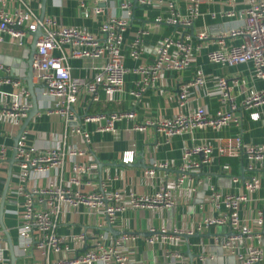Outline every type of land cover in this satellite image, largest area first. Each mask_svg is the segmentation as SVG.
<instances>
[{"label": "crops", "instance_id": "crops-1", "mask_svg": "<svg viewBox=\"0 0 264 264\" xmlns=\"http://www.w3.org/2000/svg\"><path fill=\"white\" fill-rule=\"evenodd\" d=\"M7 1L10 10L17 7L15 0ZM151 1L156 5L142 6L138 0H108L104 5L105 12L101 15L92 14L91 0H47L45 12L42 0H34L31 5L39 18L45 14L44 19L54 18L62 26L86 30L91 34L99 35L101 25L110 17H122L121 6L124 2L133 4L130 24L123 35L122 53L125 56V68L128 73L125 76L122 92L116 95L113 103H109L101 91L100 101L93 105H89L88 97L83 94L75 106V110L81 116L87 113L108 114L117 111H134L136 117L131 121L117 122L115 132H99L98 125L88 124L86 130L91 135V142L89 145L77 144L87 153L86 156L78 158V162L88 163L93 159L97 167L94 184L99 188V191L102 190L101 187H104L103 191L107 192L121 191L123 194L135 193L152 196L158 192L161 185L169 183L176 199V206L172 209L127 210L117 214V218L112 224L113 233L105 230L109 227L105 216L91 214L84 206L73 208L65 205L62 207L57 234L60 237L71 239L72 236L86 235L87 242L83 246L79 245L77 241L70 240L68 242V246L73 249V252L68 255L70 258H74L77 253L83 254L89 250L96 238L104 236L106 244L110 245L124 233H132L137 236V240L132 244L131 252L135 264H181L170 257L171 253L177 251L183 253L185 264H236V258L224 250L221 245L222 240L233 234V230L228 225L207 227L204 221L207 218L219 217L227 213L222 202L219 210L209 203L211 186H214L222 194H240L244 192V181L252 175L247 169L248 162L243 157L236 158L241 161L237 174L225 172L221 164L224 157L220 156L218 145L220 139L238 136H241L245 145L264 144V107L260 110L250 111L242 107L249 91H264V80L256 77V68L252 62L236 66L212 64L208 61V53L219 48L215 43L217 36L227 33L240 23L238 15L247 8L248 0H236L234 4H231L229 0L204 3L200 7L199 17L193 20L191 27H178L167 23L154 26L142 38V56L139 60H134L130 56L131 45L143 29L148 30L145 26L155 25V20L159 18L163 21L172 18V13L166 4L159 5L158 0ZM165 1L175 2L176 12L183 19L190 18L189 0ZM82 3L86 8H82ZM231 11L235 12L236 16L227 17L226 15ZM85 12H88L90 16L86 17ZM201 33H205L208 38L200 40L198 36ZM35 35L26 37L20 46L18 42L11 40L9 35L0 34V67L5 70H0V77L5 78L8 75L11 79L19 81L22 86L16 88L12 85H3L1 91L14 95L20 94L22 89L29 91L25 78L28 74V63L32 56ZM187 36L191 38L190 45L195 54L189 66L180 72H164L161 79L155 85L147 88L140 100H136L132 93L136 89V84L142 79V76L136 71L142 66L153 64L156 59L155 50L165 39H182ZM223 42L227 46H238L242 43V39L226 38ZM70 66L71 75L76 79L91 80L96 72L93 62L89 60H70ZM198 68H201L205 74L206 86L201 89L189 88L190 101L186 109L182 110L179 106V89L183 84L192 81ZM218 78H225L233 87V96L238 105L234 115L241 118L240 126L231 125L219 132L212 129L195 130L192 134L177 135L170 139L165 134L158 132L156 128L150 127L145 132L134 129L136 125L148 120H170L180 113H192L199 107H204L210 115L228 110V107L221 103L220 97L216 94ZM36 95L40 113L31 120L24 133H26L29 147L49 149L54 147L67 133L66 125L59 115H50L46 112L50 101L42 95L37 87ZM27 103L32 109L31 94ZM255 112L260 113L261 117L258 121L251 118ZM23 124L19 128H14L0 119V145H5L8 148V162L14 155L15 139ZM69 143H73V141L69 140ZM202 144L214 146L215 152L211 164L204 166L200 173L190 176L181 185H178L184 148ZM127 152H134V164L122 163L124 154ZM8 162L0 166V213L8 183ZM153 162L167 163L170 167L158 169L155 176L150 177L146 171ZM18 170L16 162L6 195L2 223H0V248L3 250V261H0V264H12L6 233L11 237L14 245L17 258L15 264L43 263L45 259L36 247L23 250L20 246L19 230L23 222L25 199L17 194L19 185H21ZM256 173L261 177L260 189L253 193L249 202L242 206L240 218L254 235V238L248 240L244 247H259L264 252V227L258 226L256 222L259 213H264V172L259 170ZM71 176L72 165L68 163L64 179L68 180ZM234 176L238 178V182L233 181L232 177ZM27 184L29 188H33L35 185L45 187L48 180L42 178L37 181V174H32ZM93 190L94 188H85L87 193L93 192ZM153 229L156 231L165 229L169 232L184 230L192 231L193 234L182 237L179 246L170 242H157L151 245L147 239L151 236L150 231ZM51 259L56 260L57 256L52 255ZM262 264H264V260Z\"/></svg>", "mask_w": 264, "mask_h": 264}, {"label": "built area", "instance_id": "built-area-1", "mask_svg": "<svg viewBox=\"0 0 264 264\" xmlns=\"http://www.w3.org/2000/svg\"><path fill=\"white\" fill-rule=\"evenodd\" d=\"M215 0H189L188 13L190 18L183 19L176 9L173 1L158 0V4H166L172 13V18L163 21L155 20V25L145 26L136 40L131 45L130 56L139 60L143 54L142 38L154 26L163 23L169 25L191 27L193 20L199 17L200 7L204 3H213ZM234 4L236 0H229ZM17 7L9 9L7 0H0V34H7L11 40L22 46L26 37H33L39 29L42 35L37 41L36 54L33 62V78L44 97L50 101L46 112L50 115H59L65 122L67 133L57 144L49 149H39L27 145L26 133L19 139L16 152L18 177L21 185L18 188V196L23 197L24 214L22 226L19 230L20 246L23 250L36 247L37 251L45 259V262L37 264H135L131 257L132 244L137 236L132 233H124L116 238L112 244L107 245L104 236L94 239L89 250L83 254L77 253L70 258L73 252L68 246L70 240L77 241L79 245L86 244V235L60 237L57 234L62 207L78 208L84 206L89 213L106 217L109 226L115 222L117 214L127 210H162L172 209L176 206V199L169 183L160 186L154 195H139L135 193L123 194L121 191L107 192L94 184L97 167L91 159L88 163L78 162V158L87 155L86 151L77 146L78 143L89 145L91 135L86 130L88 124L98 125L99 132H115V124L123 120H134L136 114L129 112H110L90 114L83 116L76 112L75 106L84 94L89 99V105L100 101L102 91L109 103L115 101L116 95L122 92L125 84V76L128 70L125 68V56L122 53L123 35L127 31L132 17L133 4L124 2L121 6L122 17H110L100 27V34L94 35L86 30L62 26L54 18L41 19L34 12L31 5L34 0H15ZM108 0H91L92 14L101 15L105 12L104 5ZM142 6H154L151 0H138ZM82 8H86L82 3ZM85 16L90 14L85 12ZM227 17L236 16L231 11ZM239 24L217 36L215 43L218 49L208 53V61L222 66H236L253 63L256 68V77L264 80V0H248L247 8L239 15ZM198 38L206 40L208 37L201 33ZM242 39L238 46H227L224 39ZM190 37L182 39L167 38L155 50L156 59L150 66L140 67L136 73L142 79L136 84L132 93L136 100H140L144 91L155 85L164 72H180L189 66L194 50L190 45ZM1 41V40H0ZM70 60H89L94 64L91 80L73 78L71 75ZM0 70L5 71L0 67ZM12 85L20 88L21 83L11 79L8 75L0 77V119L11 127L19 128L30 115V106L27 100L30 93L22 89L20 94L14 95L1 91V86ZM206 77L201 68L195 72V76L188 84H183L179 92V106L186 109L189 103V88H205ZM216 94L222 104L228 110L219 111L210 115L204 107L197 108L189 114L180 113L170 120L151 121L135 126V130L145 132L148 128H156L158 132L165 134L169 139L177 135L192 134L195 130L212 129L221 131L231 125L240 126L241 118L234 115L238 109L233 96V87L225 78H218L216 82ZM242 107L247 111L260 110L264 107V91L251 90L246 95ZM260 113L251 115L254 121L260 119ZM72 140L73 143H69ZM214 146L202 144L192 148H184L182 165L178 185L185 179L201 172L204 166L211 164ZM218 152L224 158H246L247 169L252 174L244 181V192L240 194H222L214 186L210 188L209 203L219 210L221 202L227 213L219 217L207 218L204 223L207 227L216 225H228L233 234L222 240L224 250L236 258V264H262L264 252L259 247L245 248L248 240H252V231L243 224L240 218L242 206L249 202L253 193L261 186V177L256 171L264 172V144L245 145L241 136L235 138L220 139ZM200 157V159H198ZM134 152L124 154L122 163L134 164ZM8 162V148L0 145V166ZM72 165V176L65 180L67 164ZM167 163H152L146 174L154 177L156 170L167 169ZM223 170L230 174L228 165ZM32 174H37V181L46 178L48 184L45 187L38 185L28 187V180ZM238 182L237 177H232ZM94 188L93 192H85V188ZM257 225L264 227V213H259L256 219ZM151 236L147 242L151 245L157 242H170L176 246L181 244L182 237L192 235L193 232L165 229L151 230ZM37 233V234H36ZM80 246V247H82ZM3 250L0 248V261H3ZM57 259L52 260L51 256ZM173 260L185 264V258L180 251L170 254Z\"/></svg>", "mask_w": 264, "mask_h": 264}, {"label": "water", "instance_id": "water-1", "mask_svg": "<svg viewBox=\"0 0 264 264\" xmlns=\"http://www.w3.org/2000/svg\"><path fill=\"white\" fill-rule=\"evenodd\" d=\"M46 2H47V0H42V6H43L44 12H45ZM44 15L45 14H43L41 19H44ZM41 35H42V30L39 29L38 32L35 35V38H34V44L32 46V56H31L30 61L28 63V66H29L28 74H27V77L25 78V81L28 83V90H29V92L31 94V98H32V102H33V108L30 111L29 118L24 122L19 134L17 135V137L15 139V152H14V155H13L12 159L8 162V164H9V176H8V183H7V186H6V189H5V195H4L3 200H2L1 213H0V223H2V218H3V214H4V205H5V202H6V195H7V191H8V188H9V183L11 181V177H12V173H13V167H14V165L16 163V152H17V145H18L19 139L22 136V134L25 132V130L28 127V125L31 122V120L37 114L40 113V109H39V106H38L37 95H36V87L37 86L34 83L33 67L32 66H33V62H34V56L36 54L37 41L41 37ZM97 163H98L99 166H101V164L99 162H97ZM105 230L108 231V232H111V233L114 232L112 226H109ZM6 235H7V242H8L9 247H10V254H11V258H12V264H15L17 258L15 256L14 245H13L11 237L8 235V233H6Z\"/></svg>", "mask_w": 264, "mask_h": 264}, {"label": "trees", "instance_id": "trees-1", "mask_svg": "<svg viewBox=\"0 0 264 264\" xmlns=\"http://www.w3.org/2000/svg\"><path fill=\"white\" fill-rule=\"evenodd\" d=\"M243 160V159H242ZM221 164L224 166L228 165L231 169V174L235 175L237 174V171L239 170L241 166V161L236 158H227V159H222Z\"/></svg>", "mask_w": 264, "mask_h": 264}]
</instances>
